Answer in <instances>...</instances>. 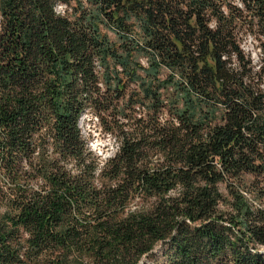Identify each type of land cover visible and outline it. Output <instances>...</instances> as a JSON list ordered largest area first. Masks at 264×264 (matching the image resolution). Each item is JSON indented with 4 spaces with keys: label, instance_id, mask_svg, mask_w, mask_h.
<instances>
[{
    "label": "trees",
    "instance_id": "trees-1",
    "mask_svg": "<svg viewBox=\"0 0 264 264\" xmlns=\"http://www.w3.org/2000/svg\"><path fill=\"white\" fill-rule=\"evenodd\" d=\"M241 3L0 0V264H264V0Z\"/></svg>",
    "mask_w": 264,
    "mask_h": 264
},
{
    "label": "rangeland",
    "instance_id": "rangeland-1",
    "mask_svg": "<svg viewBox=\"0 0 264 264\" xmlns=\"http://www.w3.org/2000/svg\"><path fill=\"white\" fill-rule=\"evenodd\" d=\"M235 1L237 5H242L241 0ZM241 45L246 54L253 59L255 66L259 67L261 49L255 37L249 32L242 34ZM81 127L87 138H90V145L94 150L101 153L103 157H108L113 153L116 147L114 139L101 130L95 118L89 114L85 115L81 121Z\"/></svg>",
    "mask_w": 264,
    "mask_h": 264
}]
</instances>
